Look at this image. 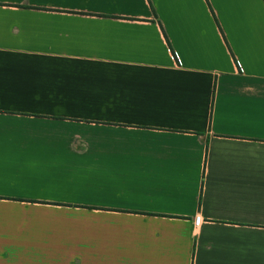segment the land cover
Wrapping results in <instances>:
<instances>
[{
    "label": "crops",
    "instance_id": "obj_1",
    "mask_svg": "<svg viewBox=\"0 0 264 264\" xmlns=\"http://www.w3.org/2000/svg\"><path fill=\"white\" fill-rule=\"evenodd\" d=\"M0 264H264V0H0Z\"/></svg>",
    "mask_w": 264,
    "mask_h": 264
},
{
    "label": "built area",
    "instance_id": "obj_2",
    "mask_svg": "<svg viewBox=\"0 0 264 264\" xmlns=\"http://www.w3.org/2000/svg\"><path fill=\"white\" fill-rule=\"evenodd\" d=\"M199 217H195L194 218V224L197 226L199 224Z\"/></svg>",
    "mask_w": 264,
    "mask_h": 264
},
{
    "label": "trees",
    "instance_id": "obj_3",
    "mask_svg": "<svg viewBox=\"0 0 264 264\" xmlns=\"http://www.w3.org/2000/svg\"><path fill=\"white\" fill-rule=\"evenodd\" d=\"M152 12H153V15H154V17H155V14H154V11L152 10Z\"/></svg>",
    "mask_w": 264,
    "mask_h": 264
}]
</instances>
